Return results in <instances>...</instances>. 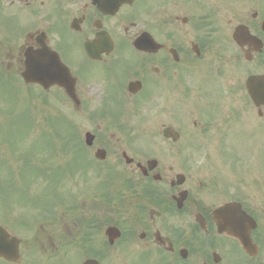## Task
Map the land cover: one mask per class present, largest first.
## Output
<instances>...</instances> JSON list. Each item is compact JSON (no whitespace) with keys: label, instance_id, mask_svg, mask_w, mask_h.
I'll return each mask as SVG.
<instances>
[{"label":"flooded vegetation","instance_id":"obj_1","mask_svg":"<svg viewBox=\"0 0 264 264\" xmlns=\"http://www.w3.org/2000/svg\"><path fill=\"white\" fill-rule=\"evenodd\" d=\"M247 1L0 0V79L17 82L25 51L48 48L74 80L75 101L44 96L49 107L57 91L75 121L62 137L75 156L39 176L59 197L33 238L53 264H264V0ZM3 171L0 186L17 181L14 158ZM14 199L0 191L9 239ZM232 218L246 247L222 230Z\"/></svg>","mask_w":264,"mask_h":264},{"label":"rangeland","instance_id":"obj_2","mask_svg":"<svg viewBox=\"0 0 264 264\" xmlns=\"http://www.w3.org/2000/svg\"><path fill=\"white\" fill-rule=\"evenodd\" d=\"M250 2L247 0H243V5H247ZM19 83V86H17V92L14 90H11L9 87L2 86L0 87V100H4V98H9V95L12 93L18 94L17 100L18 105L15 110H18L19 112L23 110H27L26 113H20L17 119H13L9 116L7 119L0 124V129L7 130V134L3 137V141L7 140L8 143L14 142V139L18 140V155H22L26 157H30L31 155H38L41 153L42 148L39 146L41 145L39 142H37L36 134L32 133V129L36 127H41V132L44 131V128L46 126L48 127L47 130H53L52 124H49L48 118H50L51 114L49 112L43 113L39 108H41L42 102L38 98H35V95L37 94L34 92H38L37 88H27ZM15 89V88H14ZM31 95V97H30ZM52 99V98H51ZM6 100V99H5ZM31 100V101H30ZM55 101V99H54ZM4 110H11V108H7L6 106H3ZM13 109V108H12ZM36 109V111H35ZM51 113L56 114L60 109V103L59 102H51ZM54 122L55 128L58 129L59 132V138L64 136V133L67 134L68 132L73 131V123L64 119V118H52ZM51 127V128H50ZM33 137L36 138V141H33ZM32 142L34 143L32 145ZM255 142V140H254ZM256 143V142H255ZM257 144V143H256ZM258 145V144H257ZM255 146V145H254ZM0 161L4 162L3 155L7 154L10 151V146L2 147L0 145ZM14 149V147H12ZM258 146L254 147V195H257L260 192H264V166L262 164H257L258 161L264 162V158L262 154L258 151ZM22 169V168H21ZM13 186L11 185L10 179H2L0 191L2 192V198H6V194L9 193L10 190H12ZM5 192V193H4ZM28 196H31V192H26ZM259 200H263L264 197L258 198ZM24 201L19 200V192L17 194V198L13 200V203L18 205L19 208V217L20 219H24V223L28 220V214H29V208L30 207H24L21 206V204ZM10 206H13L10 205ZM9 206V207H10ZM27 256V262H29V253H26ZM30 259L43 261L46 260V258L42 255H34L30 256ZM54 260V259H53ZM32 261V260H31ZM57 261V260H56ZM50 263H53L54 261H48Z\"/></svg>","mask_w":264,"mask_h":264},{"label":"water","instance_id":"obj_3","mask_svg":"<svg viewBox=\"0 0 264 264\" xmlns=\"http://www.w3.org/2000/svg\"><path fill=\"white\" fill-rule=\"evenodd\" d=\"M55 67L54 65L51 67H36L35 65H31L29 70L26 72V74L24 75V78L27 82H38L40 84H42L44 87H48L49 85L58 82V77L53 76V72L52 70H54ZM49 72V74H48ZM36 73H38L36 75ZM232 233L233 236L241 238L240 234L238 233V231L236 229H234L233 231H229ZM3 253L2 249L0 248V254ZM5 256H11V253H6L4 254ZM13 255H15V258L17 257V253L14 252Z\"/></svg>","mask_w":264,"mask_h":264}]
</instances>
